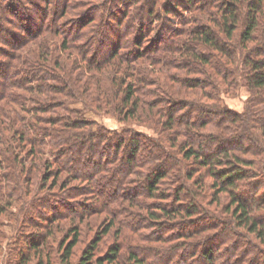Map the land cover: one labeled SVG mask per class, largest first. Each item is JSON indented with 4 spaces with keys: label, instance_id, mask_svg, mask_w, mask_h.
<instances>
[{
    "label": "trees",
    "instance_id": "trees-1",
    "mask_svg": "<svg viewBox=\"0 0 264 264\" xmlns=\"http://www.w3.org/2000/svg\"><path fill=\"white\" fill-rule=\"evenodd\" d=\"M2 1L7 9L20 8L18 20L28 21L19 20L27 35H17L13 52L0 61V227L5 217L10 222L15 217V229L21 220L32 222V211L38 208L37 218L43 221L49 220L42 217L44 209L53 221L64 217L62 209L82 217L94 209L92 202L85 205L89 195L104 205L121 199L137 206L138 197L146 195L131 192L138 187L149 198L172 199L171 205H157L170 220L179 215L186 220L165 222L161 228L178 223L181 237L222 223V242L216 249L205 246L201 254L208 264L227 254L221 244L228 239L237 247L239 225L250 235L264 237V221L254 217L264 205L259 198L264 194V0H178L174 6L171 0H145L131 15L149 21L150 31L157 30L148 46L142 45L141 28L111 24L119 8L129 7L130 13L135 0H90L88 5L82 0H46L37 12L30 6L25 10L23 0L20 5ZM4 11L0 0V30L8 32ZM66 14L75 18L70 26L60 22ZM105 45L109 51L102 54ZM240 85L251 92L246 109L222 106L219 92ZM77 102L83 109L70 107ZM86 109L145 125L158 136L131 127L119 132L102 125L93 129ZM61 173L85 184L81 189L61 188L72 195L86 190L80 211L51 193L28 196L36 183V190L52 191L51 176L52 187L68 185L63 183L67 179L57 180ZM207 187L214 195L229 194L227 209L233 206L236 221L202 214ZM110 222L102 234L113 226ZM134 222L141 225V218L125 227ZM72 231L65 260L78 241L77 227ZM202 237L209 240L208 234ZM37 238L27 239V248L37 256L36 264H49L46 231ZM99 239L83 250L76 264L119 263V244L95 254ZM246 245L253 246L249 241ZM189 247L194 254L198 246ZM146 254L136 248L127 264H143ZM255 255L248 262L264 264V248ZM30 258L19 249L10 262L26 264Z\"/></svg>",
    "mask_w": 264,
    "mask_h": 264
},
{
    "label": "rangeland",
    "instance_id": "rangeland-1",
    "mask_svg": "<svg viewBox=\"0 0 264 264\" xmlns=\"http://www.w3.org/2000/svg\"><path fill=\"white\" fill-rule=\"evenodd\" d=\"M45 1L46 0H23V6L25 7V10H28L29 8L27 7L30 6L32 10L37 12L45 8ZM135 1V5L130 8V13L128 11L129 7L119 8L117 17H114L113 20L111 19V24L114 28L116 26H123V24H133V28L135 26L141 28L142 30H144L142 45L148 46L150 45V43L153 42L154 34L157 30L150 31L153 25L151 26V23L149 21H143L138 19L136 21V19H133L134 15H131V13L134 14L135 12H139L140 8L145 5V0ZM171 1L172 6H174V4L178 2V0ZM1 2L3 10H7L6 12L4 11L5 20L3 21V23L9 30L8 32H5L4 29L0 30V61L5 60L4 58H6L13 52L12 45L13 43H16V39H19L17 35H27L26 30L23 27V23L20 24L19 20H22L23 22L28 21L26 18L18 20L16 14L20 12V8L17 7L7 9V4H4V1L2 0ZM13 2H19L18 4H21V0H13ZM82 2L88 5L90 0H82ZM157 2L158 4H160L162 0H157ZM35 4L37 6H35ZM73 20H75L73 15L66 14L60 22L63 23L65 26H70L72 25ZM141 22H144L145 24L142 25ZM12 34L15 35L13 36V38L9 39L10 43L6 42L5 38L8 39ZM110 36H112V34L109 35V37ZM123 45L125 46L124 48H130L128 46V43H124ZM108 48L109 47L105 45L102 54H106L107 51H109ZM250 96V90H248V88L244 85H240L239 88L232 92L228 91V93H226L220 91L218 94L220 104L236 112H243L246 109L247 102ZM70 107L83 109V105L80 102L70 104ZM84 116L95 123V125H93V129L97 128V125H102L108 128L110 132H119L126 127H131L138 131L147 133L150 136H158V133L155 132V130H153L152 128H149L145 125H139L133 121H119L117 120V118H115V116L110 115L108 113H98L92 109H89L84 113ZM50 160H52L51 156ZM50 169L54 170L55 166H51ZM139 172L141 173V175H144L146 174L147 170L144 171V169H139ZM57 178L59 182L67 179V182L63 183H68V185H64L58 182L59 184H57L55 187H52L54 176H51L48 179V183L50 185V188H52V191L36 190V183L34 185H31L32 191L29 193L28 196L32 197L36 193L37 195L35 197H39L43 196L45 193H51L54 194V196L63 197L65 202L69 204L76 205L77 209L80 211L82 206L79 207V203H81L79 202V200H83L84 198L86 199V190H77L75 193L73 192L72 195V190L66 191L62 190L61 188L63 186H69V188L71 189H81L85 187V184L82 183L79 179L69 180V177L66 173H61ZM205 182L206 185H208L207 182H209V179L207 178ZM165 185L170 186L164 184V186ZM134 191L146 194L138 197L137 206L136 204H130L121 199L104 205L102 201H96L93 196L89 195L88 199H86V202H88V204L85 205L89 206V204H91L90 202H92V206L90 207L91 209H94L90 212L83 214L82 217H80L81 215H75L69 212L68 210L62 209L60 210V213L65 214L63 215L64 217L53 221V214H47L43 212L45 210L44 209L43 211H41L42 217L48 216L49 220L43 221L37 218L39 215L38 210L41 209L38 208V210L36 209L35 211H32V216H34L32 222L27 221L25 219L21 220L16 229L13 227V224L15 226V217L14 219H11V222L8 218H3V225H1L0 227V264H14V262L11 263L10 261H13L15 259L16 252L19 251V249H22V251L26 255H29V257H31L29 259L30 261L26 264H36L35 259H37V256H34L33 250H29L27 248L28 244H26V240H36L38 239L37 236L39 234H44L45 231L47 236L46 251L48 252L49 264H76L79 261L83 250L88 247L92 243V241L96 239L97 236H100V239L96 244L95 254L102 255L107 251V249L110 248V246L115 244L120 245V256L118 258V264H127L128 254L133 250L135 251L136 248L142 249V251L145 250V252L147 253L145 255L146 258L144 259L143 264H208L205 262L204 257L201 256V254L205 246L216 249V244H220L222 242V239H220L219 237V231H221L222 229V223L218 224L215 227H212L213 224L209 225L208 228L200 229L198 232L192 233L191 236L185 235L184 237H181V234L179 233L180 228L178 229V223L183 222L184 218L186 217H180L182 215H179V217L177 216V218L174 220L172 219V221L168 218V216L164 215V213L161 211V207L157 205H164L166 203L171 205L172 203L170 201L172 199L170 197L164 200L157 198H149L145 190H143V188L141 189L138 187H136V189L131 190V192ZM79 193H85V195H78ZM204 194L208 196V198L207 200L200 199L202 202L200 210L203 211V215L209 218L215 217L218 219H227L228 217H230L233 219V221H236L235 217L232 215L233 206L231 207V209H227V204H229L230 198L228 193L222 192L214 195V191L212 192L211 189L207 187V189L204 191ZM259 198L264 199V194L261 195ZM147 204L148 208L145 207ZM11 210L15 211L16 209L13 207ZM151 213H153L154 215H152ZM151 217H154V219ZM254 217L264 221V205H262L260 209H257L255 211ZM137 218H141V225H139V223L136 224L135 221V224L132 223L133 226L131 225L129 227H125V223L127 221H132ZM110 221H113V226L111 225L108 231L102 234L103 230H105V228H108L111 224ZM165 222L172 223L173 225H175L176 222L178 223L173 228L168 223V227L161 228V225L165 224ZM74 226H76L78 230V241L72 247L70 257L65 260V258H63V255L66 247L73 239L74 231H72V228ZM246 229L247 228H243L241 225H239V230L242 235L237 238L239 243L238 241H236L238 245L235 249H233L232 247L233 240L231 238L221 244V247L224 248L223 250L227 251V254L221 253L220 257L216 260L215 264H227L229 262H233L232 264H250L251 262H248V260L250 258H255L256 252L263 250L264 237L257 238L255 235H250L248 234V231ZM206 234L209 235L208 241L202 237ZM248 241L253 245L252 247L246 245L248 244ZM191 244H195L198 246L196 247L194 254L193 249L189 247ZM247 248L249 249L246 250V253H243L244 257L241 259L237 258V256ZM43 264H47L45 260Z\"/></svg>",
    "mask_w": 264,
    "mask_h": 264
}]
</instances>
